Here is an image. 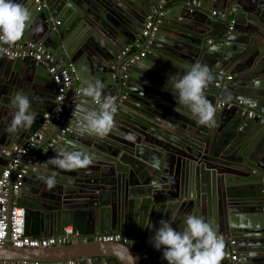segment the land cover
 <instances>
[{
  "label": "water",
  "instance_id": "obj_1",
  "mask_svg": "<svg viewBox=\"0 0 264 264\" xmlns=\"http://www.w3.org/2000/svg\"><path fill=\"white\" fill-rule=\"evenodd\" d=\"M44 1L47 8L38 10L33 0H16L31 21L15 43L40 44L50 52L71 73V91L97 78L106 86L104 93L120 103L114 127L103 139L77 131V105L86 99L81 93L67 97L60 122L45 123L44 115L56 107L48 69L32 58L0 53V174L14 144L26 146L42 126H54L50 138L65 123L72 126L24 176L17 206L24 209L25 233L57 236L71 226L89 237L39 249L6 242L0 260L142 264L134 248L90 239L120 232L137 240L155 264H167L152 239L160 221L169 220L181 231L186 217L196 215L227 239L220 264H227L229 252L236 253L235 264H264V0H199L205 10H191L192 0ZM151 14L158 20L155 30L139 39ZM127 43H141L144 57L134 63L130 56L120 57ZM194 64L208 66L213 77L204 94L216 108L214 126L197 124L167 87L171 77L179 78ZM228 75L232 80L224 81ZM18 91L29 97L36 119L30 129L8 134L17 111L11 100ZM219 101L228 103L217 107ZM230 102L235 104L228 107ZM247 109L256 115L249 118ZM69 141L93 154V164L74 171L45 167ZM53 173L57 184L48 190L43 177ZM12 200L10 195L9 207Z\"/></svg>",
  "mask_w": 264,
  "mask_h": 264
},
{
  "label": "clouds",
  "instance_id": "obj_2",
  "mask_svg": "<svg viewBox=\"0 0 264 264\" xmlns=\"http://www.w3.org/2000/svg\"><path fill=\"white\" fill-rule=\"evenodd\" d=\"M196 1L200 2L199 0ZM201 4L202 8L192 9L191 6L189 8L191 10H205V5ZM212 12H216V15L213 16ZM209 14L212 17L222 18V15L217 11H211ZM30 21V12L23 4L16 2V0H0V44H12L18 41ZM229 21L231 24L233 20ZM211 42H213L211 39L207 40V43ZM212 80L213 77L208 66L194 64L179 78L173 76L167 82V87L171 86L173 94L177 97L178 105L187 109L199 125H215L216 108L204 94V90ZM105 87L101 80L92 78L86 80L80 89L81 95L86 98L81 105H77L76 128L80 134L103 139L114 127V115L117 109L113 98L104 93ZM74 93L76 94V92ZM71 102L72 105L75 104V101ZM239 102L236 104L242 103ZM11 103L17 111L5 131L8 134H15L21 129H30L35 122L36 113L31 110L29 97L22 91H18L13 96ZM88 103L94 107H86L85 105ZM220 103L226 105L228 102L219 101L217 107L224 106H218ZM234 104V102H230L228 107ZM68 144L69 147L58 149L55 156L44 162V166L74 171L88 168L93 164L95 159L93 154L78 150L72 141H69ZM43 179L48 190L53 189L57 184L55 173L47 175ZM223 238L224 236H219L212 224L203 217L189 215L186 217L184 228L181 231L173 228L171 221L161 220L152 239L156 250L163 249L162 256L167 264H220L224 257V241L227 240L225 238L223 240ZM228 242L231 244L230 240ZM228 254H235V252Z\"/></svg>",
  "mask_w": 264,
  "mask_h": 264
},
{
  "label": "built area",
  "instance_id": "obj_3",
  "mask_svg": "<svg viewBox=\"0 0 264 264\" xmlns=\"http://www.w3.org/2000/svg\"><path fill=\"white\" fill-rule=\"evenodd\" d=\"M38 10L46 9L47 4L44 0H33ZM192 9L202 8V4L196 0H193L190 4ZM156 9L153 10V13ZM212 15H216V12H212ZM158 20L154 17V14L149 15L144 23L143 29L140 33L139 39L147 38L152 31L155 30L156 23ZM233 21H231V24ZM58 22H53V29ZM141 43L127 44L121 51L120 57L130 56L129 62L134 63L140 58L144 57L145 50L139 52H133L134 48ZM142 46V44L140 45ZM0 53L5 54L9 58H32L36 63L44 65L52 76L53 82L56 86L55 90V102L56 107L52 113L44 115L45 123H58L62 120L63 115V104L66 101L70 87L72 84L71 73L66 69L56 64L53 56L40 44L27 43L25 45L19 43L12 44H0ZM225 81L232 80L230 75L223 78ZM221 83H216V86H220ZM80 94V90L76 92ZM120 102L115 104L116 109ZM241 103V102H239ZM224 103L218 104L222 106ZM248 117L253 118L256 113L254 111H248ZM45 127V126H44ZM72 130L70 123L64 124L58 133L51 137L45 145H43V155L48 154L55 144L64 138V136ZM45 140V133L38 131L33 134L27 141L26 146L14 144L12 146L13 155L7 166L2 170L0 174V245L8 242L12 247L15 248H50L60 247L69 244L79 242L82 235L78 230H75L71 226L63 228L62 233L57 236L33 238L25 233V219L24 209L17 206V200L19 198L20 190L23 184V179L30 166L37 165L40 162V155H32L26 159L29 150L34 148L36 145H40ZM46 141V140H45ZM23 163V164H22ZM12 196L11 207L8 205V198ZM91 240L101 243H118L129 248H134L138 244V241L131 238L129 235L120 232H110L105 234H95L91 236ZM224 240V238H223ZM231 244L233 242L231 241ZM140 257L144 264H155L153 256L147 252L142 251ZM228 263L235 264V254H227ZM90 258H82L70 261H55V262H27V261H3L0 260V264H84L91 263Z\"/></svg>",
  "mask_w": 264,
  "mask_h": 264
},
{
  "label": "crops",
  "instance_id": "obj_4",
  "mask_svg": "<svg viewBox=\"0 0 264 264\" xmlns=\"http://www.w3.org/2000/svg\"><path fill=\"white\" fill-rule=\"evenodd\" d=\"M231 20H232V18H231ZM139 38H140V36H139ZM211 41H214V39L213 38H211ZM127 44H129V43H127ZM141 44H139V45H137L135 48H134V50H133V52H139V51H144L143 49H142V46H140ZM145 50H146V48H145ZM68 98H71V97H75L76 96V94L73 92V91H69V93H68ZM71 105H72V102H71ZM63 116H64V109H63V115H62V118H63ZM52 124H54V123H52ZM55 124H57V123H55ZM66 124H68V123H66ZM39 131H42V132H44L45 133V140H47V139H49L50 138V136H51V134L55 131V129H54V126L52 127V129H48L46 126L44 127V126H42L41 127V129L39 130ZM44 140V141H45ZM44 144V142L42 143V144H40V145H36L34 148H32L31 150H29V152L27 153V157H29V156H32V155H37V154H39L40 155V159H42L43 158V153H42V145ZM23 164V163H22ZM91 237V236H90ZM225 242V241H224ZM134 249L139 253V255H140V253L144 250L142 247H141V245L138 243L137 245H136V247H134ZM95 259V258H94ZM93 259V260H94ZM107 259H99V261L102 263V264H106V261ZM143 264V263H142Z\"/></svg>",
  "mask_w": 264,
  "mask_h": 264
},
{
  "label": "flooded vegetation",
  "instance_id": "obj_5",
  "mask_svg": "<svg viewBox=\"0 0 264 264\" xmlns=\"http://www.w3.org/2000/svg\"><path fill=\"white\" fill-rule=\"evenodd\" d=\"M193 1V0H192ZM192 1L190 3L187 4L188 7H190V4L192 3ZM232 77V76H231ZM89 237L88 236H82L81 239L79 241H84L86 239H88ZM91 239V237H90ZM235 256H236V253H235ZM237 257V256H236Z\"/></svg>",
  "mask_w": 264,
  "mask_h": 264
}]
</instances>
